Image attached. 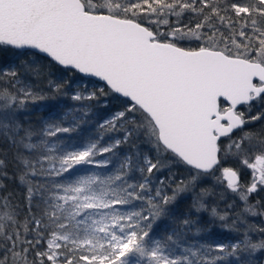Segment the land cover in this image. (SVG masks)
<instances>
[{
  "label": "snow or ice",
  "instance_id": "snow-or-ice-1",
  "mask_svg": "<svg viewBox=\"0 0 264 264\" xmlns=\"http://www.w3.org/2000/svg\"><path fill=\"white\" fill-rule=\"evenodd\" d=\"M262 122L264 0H0V264H264Z\"/></svg>",
  "mask_w": 264,
  "mask_h": 264
},
{
  "label": "trees",
  "instance_id": "trees-1",
  "mask_svg": "<svg viewBox=\"0 0 264 264\" xmlns=\"http://www.w3.org/2000/svg\"><path fill=\"white\" fill-rule=\"evenodd\" d=\"M93 2L94 3H103L104 2V0H93ZM190 46H192V47H195V45H190ZM12 59H14V57L11 55V52H4L3 53V56H2V60H3V62L6 64L8 61H10V60H12ZM17 63H18V61H17ZM54 72H56V74L57 75H60L61 73H62V69L61 70H59V71H57L56 69H54ZM222 106H224L223 104H222ZM239 110H241V111H243V110H245L244 108H239ZM253 114H255L254 112H253ZM262 123H264V122H262ZM260 125L259 124H252V125H249V127L250 128H257V127H259ZM236 135H239V133H236ZM230 163L231 162H229L228 164H225V165H223V166H230ZM11 170V169H10ZM250 176H251V170H249V169H244L243 170V173H242V175H241V181L243 182V183H247L248 181H249V179H250ZM225 184H226V182H225ZM14 187V186H13ZM222 189L220 188V187H218L217 188V191H221ZM191 199V197H190V195H189V197L187 198V200L186 201H184L185 203H187L188 202V200H190ZM254 199H256V197H253V200ZM17 202V200L16 199H14L13 200V203H16ZM21 203H22V200L20 201ZM221 207H223V205H221ZM251 219V222H253V223H258L259 221L257 220V219H255V218H250ZM228 233H224L223 234V236L225 237V238H227L228 237ZM253 238L254 239H258V237L255 235V234H253ZM261 259H264V257H261Z\"/></svg>",
  "mask_w": 264,
  "mask_h": 264
},
{
  "label": "water",
  "instance_id": "water-1",
  "mask_svg": "<svg viewBox=\"0 0 264 264\" xmlns=\"http://www.w3.org/2000/svg\"><path fill=\"white\" fill-rule=\"evenodd\" d=\"M93 79H95V78H93Z\"/></svg>",
  "mask_w": 264,
  "mask_h": 264
}]
</instances>
